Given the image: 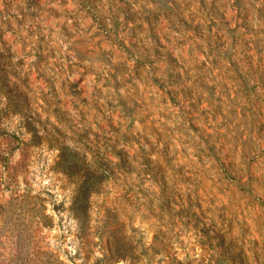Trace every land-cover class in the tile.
I'll return each mask as SVG.
<instances>
[{"label":"rangeland","instance_id":"374dc122","mask_svg":"<svg viewBox=\"0 0 264 264\" xmlns=\"http://www.w3.org/2000/svg\"><path fill=\"white\" fill-rule=\"evenodd\" d=\"M0 264H264V0H0Z\"/></svg>","mask_w":264,"mask_h":264},{"label":"trees","instance_id":"16d2710c","mask_svg":"<svg viewBox=\"0 0 264 264\" xmlns=\"http://www.w3.org/2000/svg\"><path fill=\"white\" fill-rule=\"evenodd\" d=\"M92 191V190H91ZM89 194V193H88Z\"/></svg>","mask_w":264,"mask_h":264}]
</instances>
